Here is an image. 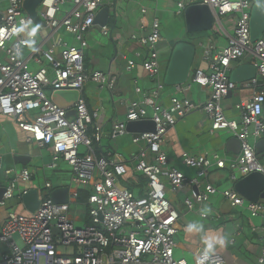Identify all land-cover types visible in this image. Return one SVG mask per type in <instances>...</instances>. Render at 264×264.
<instances>
[{
  "label": "built area",
  "instance_id": "obj_1",
  "mask_svg": "<svg viewBox=\"0 0 264 264\" xmlns=\"http://www.w3.org/2000/svg\"><path fill=\"white\" fill-rule=\"evenodd\" d=\"M69 3L72 8L65 11ZM192 5L209 6L217 17L236 15V28L224 49L212 53L214 47L209 46L206 51L208 70L196 71L188 86H177V92L185 96H173L169 106L156 101L164 88L159 80L160 20H150L148 11L143 8L141 33L131 36L146 49L143 70L150 78L159 80L153 94L129 104L125 121L115 123L111 135L113 139L126 136L130 122L151 120L156 125L155 132L133 137L134 144L147 146L140 151L136 166L137 172L148 179L147 190L144 196L138 197L122 184L128 174L125 163L102 153L105 134L99 123L100 111H90L84 97L85 87L90 82L110 92L118 86L117 76L89 71L85 65V52L89 47L86 35L96 26L98 14L110 8V4L106 0H45L39 11L42 24L37 25L24 9V0H0V117L13 119L21 131L29 134L28 143L51 150L50 169L56 170L60 163H66L72 172L73 188L67 204H56L51 192H46L36 212L8 214L0 231V243L5 246L0 264H190L175 256L180 212L168 198L169 191L176 194L186 187L197 188L184 201L189 211L199 212L213 196L222 194L233 208H244L252 217L264 214L263 203L248 201L235 189L241 179L253 173L264 176V166L253 142L264 135V91H255L251 100L238 105L240 121L228 119L223 106L225 98L237 88V83L231 79L233 65L247 55L253 57L257 74L244 86L255 89L264 79V37L253 41L251 36L253 1L189 0L187 4L178 3V14H184ZM29 19L33 26H39L37 50L26 55L29 49L24 47L22 58L17 59L13 49L22 45L23 37L14 34L12 29L21 20ZM62 30L73 36L75 42L60 34ZM101 34L112 35L108 24L101 26ZM51 38L54 41L48 45ZM123 59L127 61V71L137 68L135 60H128L126 56ZM192 83L211 88L205 103L196 104L187 97ZM58 90H78L79 101L72 108H60L49 96ZM136 91L143 93L140 88ZM71 110H76L75 118L68 117ZM197 111L204 112L210 119L212 134L228 131L240 141L241 148L231 160L217 153H183V163L196 170L195 177H188L170 167L162 145L180 120ZM149 156L153 162L148 161ZM213 168H228L233 187L220 191L206 182ZM5 174L11 180L0 203L4 207L19 193L21 198L27 194L28 189L20 192V184L32 180L29 170L8 169ZM50 188L51 184H47L46 189ZM81 189L90 191L91 195L87 202L89 221L78 229L70 210ZM229 242L234 246L235 239ZM201 251L196 253L194 264ZM207 264L227 262L224 255L214 253ZM257 264H264V246Z\"/></svg>",
  "mask_w": 264,
  "mask_h": 264
},
{
  "label": "crops",
  "instance_id": "obj_2",
  "mask_svg": "<svg viewBox=\"0 0 264 264\" xmlns=\"http://www.w3.org/2000/svg\"><path fill=\"white\" fill-rule=\"evenodd\" d=\"M189 0H106L110 4L109 13L101 15L100 20H107L109 27H112L110 42L114 44L115 54L109 63L99 64V69L91 68L92 58L103 55L101 35V25L98 23L86 35L89 52H85V65L89 71H107L113 76L118 77L117 89L113 92L102 90L98 85L89 83L84 90V97L87 100L90 111H100L99 123L104 130V139L102 143V153L112 160H119L125 163L128 168V174L122 179V184L131 189L135 195L142 197L147 190L148 179L139 174L136 170L140 151L147 147L145 144H134L139 146L137 150L120 151L124 141L130 134L124 137L113 139L111 137L113 125L123 122L132 101H140L144 96H150L157 89L159 80L164 83V88L159 92L156 99L162 106L170 105L173 96H185V93H178L177 86H168L165 83V77L169 67L173 50L177 44L186 43L192 45L195 49L193 64L187 83L181 86H188V82L198 70L207 71L208 61L206 51L209 46H213L212 53L224 49L234 36L236 28V15L219 16L216 19L213 29L209 32L188 33L185 15L178 14V3H188ZM253 6L257 2L264 4V0H252ZM148 11L150 20L157 18L160 20L162 28V41L158 47V53L161 61V76L159 80L152 79L143 70L142 62L146 54V49L141 47L136 41L131 39L133 34L141 33L142 9ZM99 15V14H98ZM62 34V31L59 32ZM64 36V34H63ZM70 42H75L73 36H64ZM264 37V35H263ZM54 38H51L48 45L52 44ZM110 43V44H111ZM44 47H48L45 45ZM141 54L140 57L137 54ZM126 56L128 60H135L138 63L136 69L127 71V61L123 59ZM94 59V60H95ZM253 57L247 55L240 62L233 65L234 69L252 65ZM232 74V73H231ZM249 80L239 81L237 88L231 92L224 100L223 106L225 115L231 120H241V111L238 105L249 101L254 96L255 91H264V79L260 80L257 88L251 89L245 87ZM140 88L142 94L137 93ZM91 91V96L89 95ZM107 92V93H106ZM187 97L196 104H203L211 95V88L199 83H192L191 89L186 93ZM51 98L52 93H49ZM262 120L264 121V114ZM254 127L251 128L253 132ZM29 134L21 131L11 118L0 117V187H7L11 178L6 176L5 171L16 169L19 171L29 170L32 180L28 183L20 184L21 190H38L41 196L46 192H52L57 188H69L72 191V172L66 163H60L56 170L49 168L52 161V152L50 149H41L34 143H28ZM232 133L220 131L216 134L211 133V121L202 111H197L190 116L182 119L170 130L169 137L162 145V152L169 158V165L176 168L188 177H195L196 170L188 168L183 163V153L190 152L194 155L205 153H217L221 157L231 160L238 154L231 152L238 149V144ZM264 141V135L259 139H253L256 144ZM106 142L107 145L105 144ZM128 155H127V154ZM260 163L264 157V144L260 154L257 155ZM16 157H25L26 164L16 160ZM5 160L9 162L5 168ZM148 161L153 162L149 156ZM54 172L57 183L54 184L51 179V173ZM230 170L213 168L206 179V182L213 184L220 191L233 187L229 180ZM51 184L50 189L46 185ZM197 191L195 187H186L179 193L169 191L168 198L178 208L180 212L179 234L176 237L175 255L179 259H186L188 262H194L196 253L202 250V244L199 236L185 233L187 223L200 219L205 229L213 231L219 230L226 233L229 241L234 238L235 244L224 249H217L215 253L224 255L227 264H257L261 248L264 246V214L260 217H252L244 208H233L223 197L217 194L211 198L208 206L213 210L212 215L203 219L199 212L189 211L184 201ZM21 194V193H19ZM18 196L11 200L5 207L0 205V231L1 226L6 221L10 212L19 214L28 213L22 203V198ZM264 204V199L260 200ZM72 204H75L74 202ZM81 207V206H79ZM82 208V207H81ZM84 216V217H83ZM71 219L78 221L73 215ZM82 218L86 223L89 221L87 213L84 211ZM230 243V242H229ZM5 246L0 243V257ZM1 260V259H0Z\"/></svg>",
  "mask_w": 264,
  "mask_h": 264
},
{
  "label": "water",
  "instance_id": "obj_3",
  "mask_svg": "<svg viewBox=\"0 0 264 264\" xmlns=\"http://www.w3.org/2000/svg\"><path fill=\"white\" fill-rule=\"evenodd\" d=\"M45 0H24V9L29 16L35 21L37 25H41L42 21L39 15L41 4ZM108 15L109 8H104L96 17V24L101 26L106 25L108 22L105 19L100 20L102 14ZM186 19V26L188 33L209 32L213 29L217 16L214 11L206 5H192L187 7L184 12ZM2 14L0 13V23ZM264 35V8L253 6L251 13V36L253 41H257ZM195 49L192 45L186 43L177 44L173 50L165 83L168 86H177L187 83ZM256 67L252 65L240 66L232 72L231 79L234 82L252 80L256 77ZM80 92L78 90H58L52 93L51 100L60 108L69 109L76 105L79 101ZM76 110H71L68 117L75 118ZM128 132L141 134L146 132H155L156 125L151 120H144L138 122H130L127 126ZM238 144L237 150L231 152L239 154L241 144L235 138ZM264 141L258 143L256 147L257 155L260 154ZM16 160L24 165H27L25 157H16ZM235 189L248 201L259 202L264 199V176L261 173H253L244 179H241L236 185ZM6 187H0V203L3 200ZM51 198L56 204H67L70 199L69 188H57L51 192ZM22 203L28 213H34L38 210L41 204V195L38 190H30L27 194L23 195ZM57 232V230H56Z\"/></svg>",
  "mask_w": 264,
  "mask_h": 264
},
{
  "label": "clouds",
  "instance_id": "obj_4",
  "mask_svg": "<svg viewBox=\"0 0 264 264\" xmlns=\"http://www.w3.org/2000/svg\"><path fill=\"white\" fill-rule=\"evenodd\" d=\"M256 7L264 8V4L257 2ZM38 31L39 26H33L30 19L21 20L18 25L13 27L12 32L23 37L22 45L13 49L17 59L22 58L24 47H27L33 52L37 50L35 45ZM212 212L213 210L210 206L204 205L199 210V216L205 218L212 215ZM184 230L186 234L199 236L202 244V251L197 259V264H207L209 257L212 256L217 249H224L229 244V237L226 233H222L219 230H206L200 219L187 223Z\"/></svg>",
  "mask_w": 264,
  "mask_h": 264
},
{
  "label": "rangeland",
  "instance_id": "obj_5",
  "mask_svg": "<svg viewBox=\"0 0 264 264\" xmlns=\"http://www.w3.org/2000/svg\"><path fill=\"white\" fill-rule=\"evenodd\" d=\"M1 8V7H0ZM72 8V4L71 3H69V5H67L65 8H64V10L65 11H67V10H69V9H71ZM0 11H1V9H0ZM111 30H112V27H111ZM62 34H64V36H71V35H67V33L64 31V30H62ZM102 35V34H101ZM102 37H104V38H100L101 39V42H102V50L104 51V53H103V55H100V56H96L97 57V59H95V57H93L92 58V61H91V64H90V67L91 68H97V69H99V68H101V67H99V64L103 61V64L105 65V63L107 62V63H109L110 62V60L114 57V54H115V46H114V44L113 43H111L110 42V39L109 38H111V36H109V37H107V36H104V35H102ZM111 43V44H110ZM89 52V50H88V48L86 49V52ZM30 52H31V50L29 49V50H27L26 51V55H29L30 54ZM1 54L2 53H0V56H1ZM95 59V60H94ZM103 72H105V73H107V71H103ZM91 83V82H90ZM89 84V83H88ZM107 93V92H106ZM89 95L91 96V91H90V93H89ZM169 106V105H168ZM223 132V131H222ZM133 137L134 136H132V134H130L129 135V137L127 138V141H124V143L122 144V147L120 148V151L122 152V153H125V151H124V149L125 150H132V151H135V150H137L138 149V147L139 146H137V145H134L133 144ZM107 143L108 142H106L105 144L107 145ZM127 154V153H126ZM128 155V154H127ZM262 161V163L264 164V157H262V159H261ZM9 164V162L7 161V160H5V168L7 167V165ZM66 166H67V164H65ZM69 167V166H68ZM18 172H20L19 170H17ZM49 173H51V179H52V181H53V183L54 184H56L57 183V179H56V176H55V174H54V172H49ZM84 209L83 208H81V207H79V205H77V204H72L71 205V210H70V215H73L76 219H78V218H81L80 220H78V221H75V226L78 228V229H82V228H84L85 226H86V221H85V219L84 218H82V215H84ZM86 212V211H85ZM26 214H28V213H26ZM84 217V216H83ZM177 242V241H176ZM176 256V255H175ZM195 261V260H194ZM190 264H194V262L192 261V262H189Z\"/></svg>",
  "mask_w": 264,
  "mask_h": 264
},
{
  "label": "trees",
  "instance_id": "obj_6",
  "mask_svg": "<svg viewBox=\"0 0 264 264\" xmlns=\"http://www.w3.org/2000/svg\"><path fill=\"white\" fill-rule=\"evenodd\" d=\"M90 195H91L90 191L81 189L79 191L78 199L74 202L75 204L81 206L86 211L87 214L89 212V207L87 202Z\"/></svg>",
  "mask_w": 264,
  "mask_h": 264
}]
</instances>
